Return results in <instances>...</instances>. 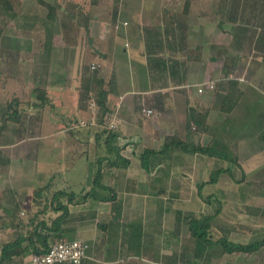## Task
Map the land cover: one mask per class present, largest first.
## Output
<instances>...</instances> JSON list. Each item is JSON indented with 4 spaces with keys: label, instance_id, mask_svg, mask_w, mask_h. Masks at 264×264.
Listing matches in <instances>:
<instances>
[{
    "label": "crops",
    "instance_id": "crops-1",
    "mask_svg": "<svg viewBox=\"0 0 264 264\" xmlns=\"http://www.w3.org/2000/svg\"><path fill=\"white\" fill-rule=\"evenodd\" d=\"M47 1L58 5L51 23L43 4L40 15L35 1L12 0L8 16L16 19L0 24V229L28 220L37 189L48 203L62 190L59 201L73 216L60 239L90 244L80 264H264V243L252 252L199 247L188 224L191 212L213 215L214 240H264V0H188L186 14V0H88L84 12L78 0ZM37 86L47 96L42 104ZM100 88L108 91L104 124ZM198 113L206 114L205 129ZM113 116L116 129L108 126ZM105 128L117 136L109 139ZM15 132L37 134L14 142ZM169 134L190 135L213 153L180 146L161 153ZM26 140L52 148L55 170L44 168L46 157L34 167L40 152L17 148ZM147 147L155 153L144 155ZM98 157L105 159L95 185ZM95 186L117 199H99ZM11 239L0 232V256ZM32 254L0 264H30Z\"/></svg>",
    "mask_w": 264,
    "mask_h": 264
},
{
    "label": "trees",
    "instance_id": "trees-1",
    "mask_svg": "<svg viewBox=\"0 0 264 264\" xmlns=\"http://www.w3.org/2000/svg\"><path fill=\"white\" fill-rule=\"evenodd\" d=\"M41 4L47 7L48 9V16L47 21L51 23L55 19L56 12L58 10V5H54L51 2L47 0H39ZM0 5H2L6 10L14 14V8H13V2L12 0H0ZM189 1L186 0L183 8V13H188L189 11ZM86 21L84 23L86 30L88 31V20L89 15H86ZM35 90L37 91L38 97L41 99V103L46 101V93H44L43 89L41 87H36ZM107 97H108V91L105 88H100L96 93V102L98 104V113L97 117L99 119V123L104 124L106 121V117L109 111V107L107 105ZM232 103V100L225 99L222 104V108L224 110H228L230 108V105ZM199 117H194V119L197 121V123L200 125L201 129H205L206 124V114L205 113H198ZM190 128V125H189ZM102 132H108L107 136L109 139L115 138L117 136L116 131H109V129L105 128L101 130ZM191 136H188L187 140L181 139L178 134H169L164 137L163 144L160 148L161 153L166 152L169 150L171 146H180L182 149L186 151H197L201 150L208 153H213V150L208 145H202L201 143H194L191 140ZM152 153H155L154 149L151 147H147L145 149L144 155H150ZM122 159L123 157L120 154H117V159ZM105 157H98L97 158V165L94 172V181L95 185L98 183L101 184L100 178L102 175V168H103V162ZM116 161V160H115ZM125 163H127L129 160L127 158H124ZM112 164H119V162H114ZM104 187V186H103ZM201 185H199V190ZM41 190L37 189L35 192V204L33 203L32 212L30 213V216L28 220L20 219L15 226L12 228L13 235L12 239L5 242L1 249V256H0V262L9 259L13 257L14 255L25 253L26 251L32 250L33 253H44L49 248V239H55L60 240L64 236V233L66 232V227L63 225L64 221L67 219H71L73 216L68 205L61 203L60 197L64 193L62 190L55 191V193L52 196V201L50 203L43 201L41 199L42 196ZM93 192L99 197L101 200H116L117 195L115 193L111 194L110 197L108 196H100L96 190ZM200 195L203 199L207 200L208 202H211L212 195L204 196L200 190ZM48 205L53 206L54 214H50V219L45 216L47 213ZM37 207L36 210H34ZM181 212V211H179ZM218 212V209L216 210ZM43 215V216H42ZM42 216V217H39ZM213 215H205L202 213H195L191 212L189 213L188 217V224L189 229L192 235H194L197 238V241L199 242V247L201 245V242L207 243L209 245L212 244H220L223 246L225 251L232 252L235 250L239 251H247L252 252L256 248H258L260 245L264 243V240L256 241V242H249V243H235L227 241V239H217L214 240L211 238L209 233L210 228V220ZM30 226V228H29ZM27 230L26 233H22L21 230ZM31 248V249H30ZM183 260H186V252L185 249H183L182 257Z\"/></svg>",
    "mask_w": 264,
    "mask_h": 264
},
{
    "label": "built area",
    "instance_id": "built-area-1",
    "mask_svg": "<svg viewBox=\"0 0 264 264\" xmlns=\"http://www.w3.org/2000/svg\"><path fill=\"white\" fill-rule=\"evenodd\" d=\"M127 23V21H124V24ZM93 67L95 66L93 65ZM209 85L210 87H214V83H210ZM199 90H203V87H199ZM144 111L147 114H151L153 109L144 108ZM118 123L119 118L113 116L108 126L116 129ZM89 247V242L82 238L60 239L52 243L46 252L32 254L30 264H60L65 262L80 264L88 256Z\"/></svg>",
    "mask_w": 264,
    "mask_h": 264
},
{
    "label": "rangeland",
    "instance_id": "rangeland-1",
    "mask_svg": "<svg viewBox=\"0 0 264 264\" xmlns=\"http://www.w3.org/2000/svg\"><path fill=\"white\" fill-rule=\"evenodd\" d=\"M33 1H35V3H33V6H34V8H37V9H34V11H37V13L39 12V14L40 15H45V13H46V8L38 1V0H33ZM67 1V0H66ZM78 3H80L79 5H80V8L83 10V12L84 11H87V10H89V7H90V3L88 2V0H78ZM66 5H68V3L66 4ZM74 6H78V4H76L75 3V5ZM77 8H79V6L77 7ZM76 8V9H77ZM8 10H4V12H2V11H0V24H3L4 23V20H6L5 21V23H7L6 24V28H8L9 27V25H8V23H9V20H10V18H12V19H16V18H13V17H11V16H8ZM19 13L20 14H24V13H21V11L19 10ZM7 14V15H6ZM24 19V18H23ZM254 104V103H253ZM35 111H37V112H39L40 111V109H34ZM61 119V118H60ZM43 127H44V134L45 133H47V125L44 123L43 124ZM19 133V134H18ZM15 132L14 133V138L16 139L14 142H17L19 139H18V137L20 138H27L28 139V137L29 138H31L30 136H34L35 134H37V133H34V134H32L31 132H27V133H25V132ZM22 134V135H21ZM48 139V138H47ZM29 142L26 140V142H24V143H20V144H18V146H17V148H18V150L19 151H22L23 150V148H26L27 149V151H26V153L27 152H31V151H33V149H34V151H36V152H40V154H39V158H35V161H34V167L36 166V168L37 169H41V166L42 167H44V162H43V158L44 157H46V158H49L50 159V163H48V162H45V164L47 165V166H45L44 168H53V170H55V168H56V165L58 164V161L54 158V157H52V154L50 153V149H52V148H49L48 146V148L49 149H47V147H45L46 145L44 144V147L43 148H40V149H38L37 148V146H35V148H32V147H30L31 145L33 146L34 144H28ZM37 145V144H36ZM25 146V147H24ZM29 148H32V149H29ZM38 150V151H37ZM48 152H49V155H48ZM28 154V153H27ZM29 155H26V160H29V162L32 164V160L28 157ZM46 161V160H45ZM82 164H79V165H76L75 166V169H76V167H77V169H76V172H77V170L79 171V172H81V168H82V166H81ZM18 168H19V170H29V169H25V167H23L21 164H19L18 165ZM11 170H12V168H11ZM31 170V169H30ZM29 194V193H28ZM28 197V196H27ZM0 232H1V234L4 236V235H10V236H12L13 235V230L12 229H0ZM181 237H183V239H185L184 237H186L185 236V232L183 231V233H182V236ZM251 240H253V239H251ZM179 246H181L182 247V245H179ZM239 264H245L246 262H248V260H241V259H237L236 260ZM225 262V261H224Z\"/></svg>",
    "mask_w": 264,
    "mask_h": 264
}]
</instances>
